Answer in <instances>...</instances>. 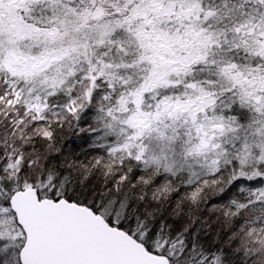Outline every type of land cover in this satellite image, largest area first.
I'll list each match as a JSON object with an SVG mask.
<instances>
[{"label":"snow or ice","instance_id":"6c2138e0","mask_svg":"<svg viewBox=\"0 0 264 264\" xmlns=\"http://www.w3.org/2000/svg\"><path fill=\"white\" fill-rule=\"evenodd\" d=\"M0 264H264V0H0Z\"/></svg>","mask_w":264,"mask_h":264}]
</instances>
